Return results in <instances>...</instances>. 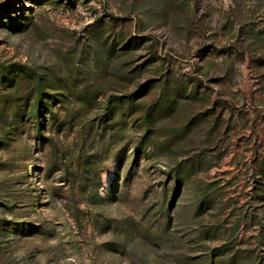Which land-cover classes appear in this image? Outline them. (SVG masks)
Here are the masks:
<instances>
[{"label":"rangeland","instance_id":"1","mask_svg":"<svg viewBox=\"0 0 264 264\" xmlns=\"http://www.w3.org/2000/svg\"><path fill=\"white\" fill-rule=\"evenodd\" d=\"M0 264H264V0H0Z\"/></svg>","mask_w":264,"mask_h":264}]
</instances>
